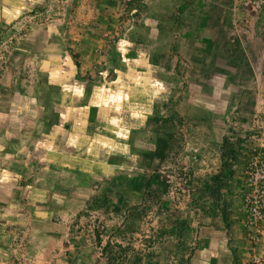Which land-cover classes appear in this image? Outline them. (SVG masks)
<instances>
[{
    "label": "rangeland",
    "instance_id": "rangeland-1",
    "mask_svg": "<svg viewBox=\"0 0 264 264\" xmlns=\"http://www.w3.org/2000/svg\"><path fill=\"white\" fill-rule=\"evenodd\" d=\"M2 93L52 149L33 213L67 264H192L217 229L264 264V0H21Z\"/></svg>",
    "mask_w": 264,
    "mask_h": 264
},
{
    "label": "crops",
    "instance_id": "crops-1",
    "mask_svg": "<svg viewBox=\"0 0 264 264\" xmlns=\"http://www.w3.org/2000/svg\"><path fill=\"white\" fill-rule=\"evenodd\" d=\"M20 3L21 0H0V30L14 15H19ZM2 98L3 93L0 94V264H67V248L62 250L58 246L65 241L66 226L61 222L59 226L53 222L36 223L33 213L35 188L45 190L50 184L48 172H39L36 163L51 156L52 149L45 147V155L49 154L44 157L35 154L37 144L42 141L37 135L35 117L27 110L12 112ZM57 227L61 230L63 227V238L61 231L56 234ZM203 237L208 238L210 250L195 255L192 264H233L234 254L222 229ZM47 244L52 245V250L39 252ZM32 247L37 251L34 255Z\"/></svg>",
    "mask_w": 264,
    "mask_h": 264
}]
</instances>
